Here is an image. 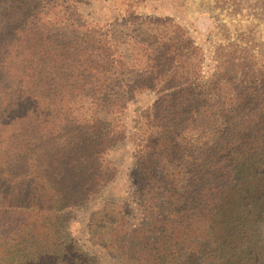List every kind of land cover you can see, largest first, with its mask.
<instances>
[{"label": "trees", "instance_id": "obj_1", "mask_svg": "<svg viewBox=\"0 0 264 264\" xmlns=\"http://www.w3.org/2000/svg\"><path fill=\"white\" fill-rule=\"evenodd\" d=\"M82 1L0 0V264H103L62 221L113 189L126 138L135 185L106 195L90 242L119 264H264V34L221 24L205 71L186 27L137 12L148 0H111L122 22L104 24ZM243 2L264 20V0H214Z\"/></svg>", "mask_w": 264, "mask_h": 264}, {"label": "rangeland", "instance_id": "obj_2", "mask_svg": "<svg viewBox=\"0 0 264 264\" xmlns=\"http://www.w3.org/2000/svg\"><path fill=\"white\" fill-rule=\"evenodd\" d=\"M243 4L240 13L230 15L228 11L217 9L214 0H148L138 6L137 12L142 15L169 17L186 27L194 41L204 51V70L206 71L211 64L213 46L224 35L221 24L227 27L231 35H234V25L236 24L252 25L256 37L264 34V20L253 17L250 12L251 7L245 2ZM80 10L90 20L100 24L115 20L118 23L122 22L121 11L113 6L111 0H83ZM240 28L242 27L240 26ZM155 97L156 94L153 92H144L127 104L123 115L126 135L133 131V124L139 112L148 106ZM110 158L114 161L117 170L112 183L113 189L107 190L104 195L98 197L94 204L69 210L62 222H64V226L67 223V233L78 241L85 252L97 255L103 264H119L99 244L90 242L87 235L89 219L106 195L111 194L118 198L130 197L135 185L136 168L132 142L126 138L114 143ZM137 214L138 212H136V216Z\"/></svg>", "mask_w": 264, "mask_h": 264}]
</instances>
